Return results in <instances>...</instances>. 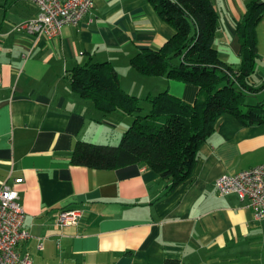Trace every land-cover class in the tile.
I'll return each instance as SVG.
<instances>
[{"label":"crops","instance_id":"1","mask_svg":"<svg viewBox=\"0 0 264 264\" xmlns=\"http://www.w3.org/2000/svg\"><path fill=\"white\" fill-rule=\"evenodd\" d=\"M211 1L217 13L213 47L220 60L236 66V25L254 0ZM38 13L33 2L0 0V184L7 181L18 192L22 227L29 232L17 251L31 264H163L167 258L264 264V218L256 219L237 194L221 195L214 186L222 174L264 163V121L247 125L220 114L192 171L173 187L142 164H71L76 141L116 144L132 122V115L104 114L72 90L74 67L108 61L121 87L139 99L167 90L193 103L199 88L131 66L140 48H159L174 34L147 0H94L76 25H64L55 37L16 29ZM253 40L248 102L261 103L264 111V12ZM63 209L77 211L75 224H56Z\"/></svg>","mask_w":264,"mask_h":264},{"label":"trees","instance_id":"2","mask_svg":"<svg viewBox=\"0 0 264 264\" xmlns=\"http://www.w3.org/2000/svg\"><path fill=\"white\" fill-rule=\"evenodd\" d=\"M174 34L162 46L140 48L129 59L139 73L164 75L199 88L188 103L167 90L144 99L126 92L115 67L108 61L89 62L71 69V89L89 97L108 114L121 110L132 122L116 144L78 140L70 163L94 169H115L142 164L176 186L192 171L197 149L223 113L235 115L243 124L264 121L261 103L248 102L254 88L250 75L255 61L253 29L264 12V0H254L236 30L241 42L240 63L229 65L217 56L213 38L217 13L211 0H147ZM149 103L142 114L141 102ZM163 264H179L167 258Z\"/></svg>","mask_w":264,"mask_h":264},{"label":"built area","instance_id":"3","mask_svg":"<svg viewBox=\"0 0 264 264\" xmlns=\"http://www.w3.org/2000/svg\"><path fill=\"white\" fill-rule=\"evenodd\" d=\"M37 5L36 18L16 27L29 34L55 37L64 25H76L87 13L94 0H26ZM1 84V82H0ZM20 179H15L19 181ZM219 194H237L253 210L256 219L264 218V163L232 173L222 174L214 180ZM23 208L18 192L7 182L0 184V264H31L28 254L21 255L16 247L29 237L22 227ZM78 213L73 209H63L57 214L59 226L75 224ZM41 247V246H39Z\"/></svg>","mask_w":264,"mask_h":264},{"label":"rangeland","instance_id":"4","mask_svg":"<svg viewBox=\"0 0 264 264\" xmlns=\"http://www.w3.org/2000/svg\"><path fill=\"white\" fill-rule=\"evenodd\" d=\"M249 95V93H247ZM248 100L250 99L249 97L247 98ZM143 107L142 114H145L148 111L149 108V103L148 102H141L140 104Z\"/></svg>","mask_w":264,"mask_h":264}]
</instances>
